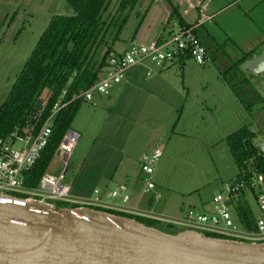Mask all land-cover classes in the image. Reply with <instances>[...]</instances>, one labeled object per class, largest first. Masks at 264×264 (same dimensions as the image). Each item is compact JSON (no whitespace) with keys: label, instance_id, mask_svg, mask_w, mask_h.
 Returning <instances> with one entry per match:
<instances>
[{"label":"rangeland","instance_id":"1","mask_svg":"<svg viewBox=\"0 0 264 264\" xmlns=\"http://www.w3.org/2000/svg\"><path fill=\"white\" fill-rule=\"evenodd\" d=\"M258 1L241 0L228 7L224 0L207 2L210 13L220 11L207 26L218 43L213 47L203 42L209 56L205 66L189 61L184 68H167L159 78L140 73L134 83L113 87L109 97L81 104L70 126L80 138L63 180L73 197L91 198L95 189L104 192L101 188L114 169L118 170L116 180L122 179L124 165L136 177L140 171L137 160L163 146L153 175L161 199L150 210L158 217L177 220L189 208L209 206L222 184L238 173L225 138L244 126L257 134L256 144L264 138V73L252 75L242 66L235 68L236 51L225 44L228 37L238 46L255 42L257 47L264 46V4L260 6ZM171 3L183 6L184 19L193 22L194 12L188 8L195 0ZM162 5L163 1L138 0L113 50L122 51L131 41L155 39L165 29L171 12L170 6L164 9ZM117 6L118 0H111L105 18H110ZM73 14L65 0H0V103L51 17ZM198 34L202 38V30ZM115 36L111 29L107 45ZM104 49L100 48L96 59ZM62 169L53 157L47 172L58 176ZM117 187L109 182L110 190ZM246 197L257 215L253 199L249 194ZM153 229L164 235L171 232L159 222Z\"/></svg>","mask_w":264,"mask_h":264},{"label":"built area","instance_id":"2","mask_svg":"<svg viewBox=\"0 0 264 264\" xmlns=\"http://www.w3.org/2000/svg\"><path fill=\"white\" fill-rule=\"evenodd\" d=\"M208 1L198 0L199 19L195 23L189 26L180 25L176 21L167 23L155 39L139 43L131 41L122 51L109 53L105 68L98 74L97 81L90 88L74 94L68 102H63L67 93L66 90L63 91L50 116L37 132L19 135L15 131L0 138V199L26 202L53 211L58 203H63L78 208L123 213L171 225L180 232L195 231L209 240L264 245V176L256 172L253 158L246 162L247 168L240 172L239 177L222 184L221 191L215 194L207 208H189L177 220L158 217L151 211L130 209L127 207L130 194L125 186L104 192L95 189L91 198L73 197L71 189L63 184V180L68 169L67 162L80 136L70 129L64 133L54 153V157L64 166L60 175L45 172L35 188L25 186L26 174L48 144L54 118L69 103L76 100L91 103L96 96L109 97L111 89L121 85L128 73L136 68L144 69L147 76H151L156 70L177 65L184 60H190L199 66H205L209 62L208 52L203 44L204 38L198 34L203 25L211 20L203 9ZM255 148L258 154H264V141L257 143ZM162 154L163 148L159 147L138 159L141 192L143 195H152L153 203L161 199L153 182V175ZM246 194L253 199L257 211V215L252 216V228H246L240 222L238 212L241 208L251 207Z\"/></svg>","mask_w":264,"mask_h":264},{"label":"trees","instance_id":"3","mask_svg":"<svg viewBox=\"0 0 264 264\" xmlns=\"http://www.w3.org/2000/svg\"><path fill=\"white\" fill-rule=\"evenodd\" d=\"M65 2L74 14L51 17L16 75L6 97L0 103V138L7 137L15 131L19 135L37 132L50 116L54 104L63 91H67L63 102H68L74 94L90 88L97 81L98 74L105 68L107 56L114 51L113 43L118 38L127 15L134 11L138 0H118L117 9L110 18H105V14L108 12L111 0H65ZM166 2L171 7L169 23L176 21L180 25L189 26L184 22L177 6L171 3V0ZM111 29H115L116 36L111 44L107 45L106 36ZM203 42H206L205 39ZM103 46L105 49L98 60L96 57ZM252 54H242L233 66L237 69L241 68L245 61L252 58ZM38 101L42 102L40 112L34 108ZM83 103L82 100L69 103L54 118L48 144L33 168L26 174V187L35 188L41 176L47 172L62 136L70 129ZM35 114L38 118L32 125L30 120ZM256 138L257 134L247 126L225 138L229 154L238 170L236 177L247 168L246 162L251 158L256 172L264 176V154H258L255 148ZM263 139L259 142L264 141ZM77 207L58 203L56 210H75L78 209ZM251 209V207L241 208L238 211L240 222L246 228H252L253 225L254 215ZM93 210L115 218L124 217L125 220L150 229L158 223L130 215ZM167 227L171 230L170 236L180 233V230L174 229L171 225Z\"/></svg>","mask_w":264,"mask_h":264},{"label":"water","instance_id":"4","mask_svg":"<svg viewBox=\"0 0 264 264\" xmlns=\"http://www.w3.org/2000/svg\"><path fill=\"white\" fill-rule=\"evenodd\" d=\"M242 69L264 73V52ZM34 108L40 112L42 102ZM0 264H264V245L209 240L195 231L164 235L85 208L53 211L0 199Z\"/></svg>","mask_w":264,"mask_h":264},{"label":"crops","instance_id":"5","mask_svg":"<svg viewBox=\"0 0 264 264\" xmlns=\"http://www.w3.org/2000/svg\"><path fill=\"white\" fill-rule=\"evenodd\" d=\"M156 1H163V5L162 6H163L164 9H166V7L169 6L168 3L166 2V0H153V3L156 2ZM171 1H174V0H171ZM176 1H182V0H176ZM209 1H211V0H209ZM214 1H222V0H214ZM224 1H226V2L228 1V3H229L227 5V7H228L230 5L232 6V5L240 2L241 0H224ZM262 4H264V0H259L258 1V5L261 6ZM174 5L177 6L178 11L180 12V14H181L184 22L187 25H191V24L195 23L199 19L198 9H197V7H198V0H195L194 5L191 4L190 5V8H188L190 11H193L194 12V14L191 16V19L193 20V22H187L184 19V14L186 12H185L183 6H180V4L178 5V3H175ZM209 6H210V4L208 5V3H206L204 5V8H203L205 14L207 16L211 17V20L209 22H206L203 25V27H202V30H203L202 36H203V38L205 39L206 42H208L211 46H213V45H215L218 42L215 40V38L209 32V30L207 29V26L210 25L209 23H213L214 22V20L216 18L215 15L220 10H216L215 9L217 12L210 13L209 12V10H210L209 9ZM207 8H208V10H207ZM215 10H213V11H215ZM169 16H170V14H169ZM167 23H169V17H168ZM225 42H227V43H225V44H227V48L229 46H231L232 49H234L236 51L235 55L237 56L238 59L241 58V55L242 54L253 53L252 54V58H254V57L258 56L259 54H261L262 52H264V46H261L260 45L259 47H257L258 46V43L257 42L253 43L252 45L238 46L235 42H233L228 37L226 38V41ZM252 58H250V59H252ZM189 61L190 60H184V61H182L181 63H179L177 65H179L180 67L184 68L186 66V63L189 62ZM167 68H169V67H167ZM167 68L156 70V71H154V73L151 76H147L146 71L144 69H141V68L133 69V70H131L128 73L125 81L121 85H119V87H121V88L122 87H125L126 85L131 84V83H134L135 81L139 80L140 79V75H139L140 73H143L146 78L147 77H152L154 74L157 75L158 78H159V77H161V75L163 74L164 71L168 70ZM116 87H118V86H116ZM96 97H100V96H96ZM96 97H94L93 101L95 100ZM160 147H162L163 150H164V147L163 146H160ZM117 172H118L117 168L114 169L113 173L109 176L110 177V180L109 181L107 180L103 184V185H105V187H103L101 189H104L105 191L106 190L107 191L108 190L110 191V189H109V182H110V184H112V183L115 184L116 183L118 185V187L119 186H125L127 188V190H128V193L130 194V201L127 204V207H129L130 209H136V210H138L140 212H150L151 211L150 210L151 209L150 206L152 204H154V203H153L152 195H150V196H144L142 194V192H141V183H140L141 175H140V171L137 174V176L133 178V175H132L131 171H128L127 170V166L125 167V165H124L121 168V171H120V174H122V176H121L122 179L121 180H116V176H117L116 173ZM54 176H56V175H54ZM117 188H114L112 190H115ZM192 208H196V207H192ZM120 214H123V213H120ZM125 215H127V214H125Z\"/></svg>","mask_w":264,"mask_h":264}]
</instances>
